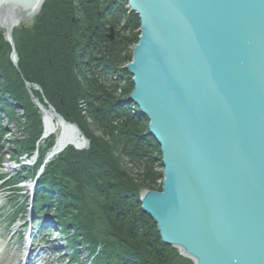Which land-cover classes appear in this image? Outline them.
<instances>
[{"label":"water","instance_id":"obj_1","mask_svg":"<svg viewBox=\"0 0 264 264\" xmlns=\"http://www.w3.org/2000/svg\"><path fill=\"white\" fill-rule=\"evenodd\" d=\"M43 1L0 0V30ZM126 1L140 20L130 100L164 173L142 210L194 264H264V0Z\"/></svg>","mask_w":264,"mask_h":264},{"label":"trees","instance_id":"obj_2","mask_svg":"<svg viewBox=\"0 0 264 264\" xmlns=\"http://www.w3.org/2000/svg\"><path fill=\"white\" fill-rule=\"evenodd\" d=\"M125 4V0H47L30 27L13 32L18 67L12 64L11 47L0 32V104L23 132L14 141L15 146L20 145L21 155H32L42 132L39 107L32 102L26 81L40 86L48 104L90 139L88 150L79 152L70 146L48 164L35 205L41 208L50 204L55 194L60 195L58 211L63 227L70 223L85 242L102 245L101 254L91 264H193L161 241L156 224L141 208L142 190L161 189L156 183L162 175L155 170L161 157L159 145L148 133V119L123 96L133 89L130 78H125L128 86L116 96L113 88L87 77L79 68L83 51L84 65L93 64L104 71L115 70L130 58L126 48L138 40L135 30L140 26L135 13L128 19L131 36L115 31L114 40L107 37L109 29L117 26ZM124 71L120 69L122 78ZM35 96L44 104L39 92ZM81 100L99 127L82 114ZM7 102L21 114L14 113ZM123 154L141 168L140 174L126 167ZM105 220L108 229L102 225ZM76 236L70 242L76 241Z\"/></svg>","mask_w":264,"mask_h":264},{"label":"rangeland","instance_id":"obj_3","mask_svg":"<svg viewBox=\"0 0 264 264\" xmlns=\"http://www.w3.org/2000/svg\"><path fill=\"white\" fill-rule=\"evenodd\" d=\"M127 8H129L128 5H126V9ZM130 13H131V10H128L127 9L126 10V16L124 17V19H121V18L119 19V21L117 23V26L115 27L116 30L114 28H110L109 29V32H107V37H108V39L110 41L114 40V38H115V31H118V33H119L120 36H127L128 37V36H131L133 34L132 33L133 28H132V26L130 24H128V19H129ZM24 25L27 26V27H30L32 25V23L27 22ZM24 25H22V27H24ZM139 28H140V26L137 28V30H135L136 33L138 34V40H139V36H140ZM18 29H20V28H18ZM111 29H112V32H111ZM0 32L2 34L4 33L1 30H0ZM111 35H112V38H111ZM4 40L7 43V40L6 39H4ZM138 40L136 42H133L131 45H129L126 48V51L130 53V58H128L127 60L122 61V63L120 64V67L118 68V69H124V70H126V71L123 72L122 81L119 82V81L114 80V79L111 80L110 78L108 79L109 82L105 81L106 82V85L108 86V89L111 87V88H113L115 90V93L114 94H116V96L117 95L119 96L120 94H122L124 92V88H126L128 86V82L125 80V78L132 76L131 73H130V71L128 70L127 66L130 63H132V59H133V49H134L135 45L138 43ZM82 53L83 54L80 57V60H82V62H85L86 61V53H85V51H83ZM9 58L12 61V64H15L17 66V61H14L12 59V57H9ZM4 59H5V57L4 56H1V60H4ZM109 75L111 77H114V75H112V74H109ZM100 84L104 85L101 82H100ZM132 85H133V83H132ZM25 88L27 89V92L29 93L30 98L32 99V102L36 106L39 107V109H40L39 111L41 113H43V111H49V112L51 111L53 113V118H54L53 120H54V122L55 123H58V120L59 119L57 117H55V113L52 111L53 110V107H51V105H48L44 101H43L44 104H42V103L40 104V102L37 100V98L35 96V93L38 92L37 91L38 88L36 87V85L33 84V83H30L28 85L25 84ZM133 90H134V85H133L132 91H130V93L128 95H123V96L125 98H127L128 100H130V95L133 92ZM42 95L44 97V94L43 93H42ZM5 98H6V96H5ZM6 100H7V98H6ZM132 104L137 107V105L134 104L133 102H132ZM79 106H80V109H81L82 114L87 118L88 122L89 123H92L93 122L94 124H96L95 126H98L99 125L98 123H95L94 121H92V120H94V118L92 119V117H89L88 116V110H89V108H88L87 103L85 101L81 100L80 103H79ZM11 108L14 111V113L16 112V114L20 115V111H18L19 110L18 107H15L14 106V108L13 107H11ZM18 115H16V116H18ZM2 116L3 115H1V117H0V128H4L8 132V134H6V136H4V137H2V139H0V142H1V145H2V149L4 147V150H1L2 167H3V169L0 168V174H3V175L5 174L6 175L8 173L10 175H13V174H15L16 171H18V169L20 167V164L19 163L16 164L15 162L14 163L10 162L9 161V155L11 156V149H12V147H14L13 145L15 144L14 141L19 140L22 137L23 132L21 131V129L17 125L16 121H14V122L9 121L8 122L7 119L5 117H2ZM148 123H149V120H148ZM76 126H77V124H76ZM58 134H59V129H57L53 133L52 136H50L49 138L47 137L46 139H51V137L58 136ZM84 140H85V142L87 141L85 138H84ZM89 141H90V139H89ZM89 141L86 142L88 144H86L87 147L85 146L84 148H86V149H89L90 148L91 141L90 142ZM42 149L44 150V148H42ZM118 149H119V151H121V149L119 147H118ZM40 153H42V151ZM12 155L14 156L13 157L14 159L15 158L18 159V158H20L18 156H21L20 160H18L20 162L21 161H24V159H25L24 156H22L20 153H15V151L12 153ZM122 156H123L122 157V160L125 162L126 167L129 170H131L132 173H135L136 175L137 174H140L141 168L139 169V168L133 166L131 164L132 161L129 160L128 157H126L125 154H123ZM160 162H161V160H160ZM162 169H163L162 168V163H159L158 165L155 166L156 172H159L160 173V171H162ZM159 182L161 183V180ZM27 184H28V182H27ZM18 186L20 188H18ZM18 186H16L17 191H15V189L13 187H11L10 188V191H12V192L10 194L8 193L6 195V193L3 192L2 197H4V200H0V202L5 203L6 202V199L8 200V197H9L10 200L8 201V203L6 202L3 205L4 206V209L0 213L1 214V217H0V230L1 229L4 230V236H3V238L5 239V241H8L9 240V246L10 247L14 243H17V246L20 247V248H22L23 242H20L19 241L20 240V237H18V236H20V234H22V233L24 235L25 232H26V230L28 231L31 228V226H32V229L34 228L33 230L36 231V229H37V226L36 225L39 222V217H36L32 221L33 222L32 223L30 221L31 220V215L29 213L27 215H25V216L18 215L17 218H19V219L17 220V222H15L14 225L11 226V227L8 226V221L6 220V216L9 218L10 215H11V213L14 210V207H15V210L18 207H20L19 204H17L16 202L19 203L20 200L22 201V200L26 199V196L29 195L28 194L29 193L28 192L29 186H26L25 185V187H22V184H20ZM142 191H141V193H142ZM141 193H140V195H141ZM20 196H21V198H20ZM12 198H13V200H11ZM14 199H15V201H14ZM28 205L29 204L26 203V206H28ZM28 207L30 208V206H28ZM29 210H31V208ZM54 222H55V219L53 218L52 219V223L54 224ZM100 224H101V221H100ZM108 224L109 223H107V220H105V223L102 224V225H104V227L106 229H108L109 228ZM18 230H20V231H18ZM105 231L109 232L108 230H105ZM47 237L49 238V240H51V242H50L51 244L55 241L53 239L54 235H52V236L49 235ZM108 241H111V237L109 238ZM60 243L64 245L65 244V241H61ZM67 253H69L68 250H64V249H62L61 251L54 252L52 254V259H51V263L50 264H69L70 257L67 256ZM79 254H80V256L77 258V264H83L85 262V259H86V254H85V251L82 250L81 247L79 248Z\"/></svg>","mask_w":264,"mask_h":264},{"label":"bare ground","instance_id":"obj_4","mask_svg":"<svg viewBox=\"0 0 264 264\" xmlns=\"http://www.w3.org/2000/svg\"><path fill=\"white\" fill-rule=\"evenodd\" d=\"M46 1L47 0H45V2ZM43 4L41 3L39 5L42 6ZM126 5H128V4H125V7H123V11L122 12L118 10L119 13H121V16H120L121 19H124V17L126 16V10L127 9L130 10L129 9L130 8L129 5H128L129 8L126 9ZM118 7H119V5H118ZM14 28L15 27H5V32L3 31L5 33V35H8L7 37H9V39L12 41V43H13V36H14L13 35ZM79 68L81 70H85L86 74H87V77L96 79L99 84L101 82L104 85H106L105 81L109 82L108 81L109 78L111 80L114 79V80H117L119 82L122 81V77H121L120 73L118 71L116 72V70H114V77H111L109 75V72H110L109 70L110 69L107 70V71H104L103 67H100L98 69H100L102 71L98 72L97 68L93 64L92 65H84V66L80 65ZM118 70H120V69H118ZM100 78H102L103 80L100 79ZM129 78H130V81H131L132 76H130ZM39 115H40V119H41V128H42V132H41V135H40V138H39L40 142L38 144H36L35 150L32 152L31 157H27L25 155V153H23V155L25 156V159H24V161L19 162L20 167L18 169V171L21 172L23 170H26V168L29 165H31L34 168L30 174H27V176L25 178V181H24V187H25V185L26 186H29V185L31 186V191L29 192V190H28V192H29L28 194L32 198L31 201H32V203L34 205L36 204V196H35V198L33 196H34V194H36L37 188L39 186L40 187L43 186V182L42 181L44 180V176L46 175V170H43V167L40 166L38 164V162H37L40 159V157H41L40 152L44 151L42 159L44 161H49V160H51L54 157L55 154L61 155L66 149L69 148L70 145L72 147H74L76 151H79V152L82 151V150H88V149H86L84 147L86 146V144H88L86 142L89 141V139L84 134H82V135L80 134V132H79V131H81L80 128L77 129L76 126H73L74 125L73 122H69V121L65 120L62 117L64 122L61 121V120H58V123H55L54 120H53L54 119L53 118V113L51 111L50 112L49 111H43V113L40 112ZM141 115H143V114H141ZM57 129H59V134H58V136L54 137L55 139H53V142H50V139H46L47 137L49 138L50 136H52L53 133ZM52 138L53 137H51V140H52ZM84 138L87 140L86 142H85ZM15 144L13 145L14 146V150L20 151V145L17 144L15 146ZM66 147H68V148H66ZM0 148H1L0 152H1V150H4V147L2 149V145H0ZM42 148H44V150ZM80 148H83V149L81 150ZM159 152H160V157H161L160 160H162L161 147L159 149ZM20 158L18 160H20ZM14 162L17 164V162L15 160H14ZM14 162H12V163H14ZM1 164H2V162H1ZM159 174H161L162 177H159V179L157 180L156 187H158V188L161 187V189L158 190L157 188H153V189H148V190H150V191H158V192L162 191L163 180H164L163 169H162V171H160ZM160 180H161V183L159 182ZM27 182H28V184H27ZM55 196L56 197H53V198L50 199V204L47 205V209L48 210H53L54 212H56L59 215L58 209L60 207H62L61 206L62 204H61V202L59 200H57V199H59L58 196H60V195L59 194H55ZM48 210H47V213H48ZM32 213L33 212H31V215H32ZM67 224L70 225V223H67ZM70 228H71V232H72L73 236L75 237L77 235L76 236L77 239H76V241H74V243L78 244V242H79V247H81L82 250L85 251L86 256L90 260V261H85V262H89V264H90V262H92L91 260L95 259L97 256H99L101 254L102 246L100 244H98V243H96L97 244L96 245L95 243L85 242L84 239H83L84 237H82L75 230V228L72 225H70ZM31 234H33V233H31ZM62 239L67 241V242L71 241V239H69L64 233L62 234ZM82 241L85 242V243H83ZM56 244H59V243H56ZM94 245H96L95 248H94ZM93 248H94V251H93ZM22 249L23 248H20V247L17 248V250L12 252L11 255L13 257H17L19 259V255L21 254L20 250H22ZM25 249H30V248L27 247ZM91 249H92L93 252L90 251ZM30 250L31 251L29 253L31 255H33V256H36V255H38L40 253L39 252L40 250L44 253V252H47V250H49V248L46 246V247H42L41 249H38V247L34 246L33 249H30ZM73 254H74V252H71V253H69V256H71ZM11 255H6V254L5 255H1L0 254V261H2V263L12 264V262H13L12 260L13 259H12ZM19 260H20L19 262H21L22 259H19ZM72 263L75 264L74 261H72Z\"/></svg>","mask_w":264,"mask_h":264}]
</instances>
